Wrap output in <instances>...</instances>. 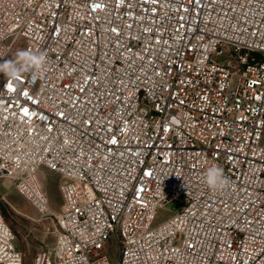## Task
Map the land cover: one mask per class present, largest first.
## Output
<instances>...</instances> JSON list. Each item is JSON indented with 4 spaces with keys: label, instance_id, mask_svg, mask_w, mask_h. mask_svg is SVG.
Here are the masks:
<instances>
[{
    "label": "built area",
    "instance_id": "2783aa9c",
    "mask_svg": "<svg viewBox=\"0 0 264 264\" xmlns=\"http://www.w3.org/2000/svg\"><path fill=\"white\" fill-rule=\"evenodd\" d=\"M23 46L47 70L0 83V180L46 212L62 179L34 264H264V0H0V59ZM16 242L0 208V264Z\"/></svg>",
    "mask_w": 264,
    "mask_h": 264
},
{
    "label": "rangeland",
    "instance_id": "374dc122",
    "mask_svg": "<svg viewBox=\"0 0 264 264\" xmlns=\"http://www.w3.org/2000/svg\"><path fill=\"white\" fill-rule=\"evenodd\" d=\"M20 50H27L24 46ZM16 51L6 60L15 58ZM28 51V50H27ZM5 60H1L3 62ZM220 61H223L220 59ZM5 78L0 73V83ZM39 178L43 191L48 199V210L40 211L15 189L14 185L0 180V208L2 214L17 237V248L24 256V264H34L35 259L48 253L54 247L58 237L57 217L63 210V199L60 194L62 179L57 174L43 169ZM176 205L171 204L160 210L157 216L159 223L170 219L175 212ZM119 249L113 237L110 238L105 255L111 261L118 259Z\"/></svg>",
    "mask_w": 264,
    "mask_h": 264
},
{
    "label": "clouds",
    "instance_id": "9594fccd",
    "mask_svg": "<svg viewBox=\"0 0 264 264\" xmlns=\"http://www.w3.org/2000/svg\"><path fill=\"white\" fill-rule=\"evenodd\" d=\"M47 70V60L43 54H37L27 50H20L12 60L0 62V73L8 80H16L20 74L32 71L33 78L42 76ZM205 183L213 191L223 190L228 187L230 181L224 171L217 165L206 169Z\"/></svg>",
    "mask_w": 264,
    "mask_h": 264
},
{
    "label": "water",
    "instance_id": "95a60500",
    "mask_svg": "<svg viewBox=\"0 0 264 264\" xmlns=\"http://www.w3.org/2000/svg\"><path fill=\"white\" fill-rule=\"evenodd\" d=\"M256 57H258V56H256ZM179 207H181V204L177 205V208H179Z\"/></svg>",
    "mask_w": 264,
    "mask_h": 264
}]
</instances>
